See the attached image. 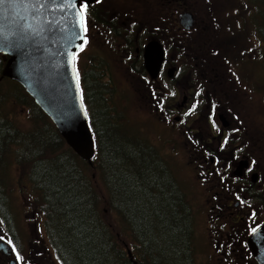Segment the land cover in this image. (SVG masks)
<instances>
[{
	"label": "rangeland",
	"instance_id": "obj_1",
	"mask_svg": "<svg viewBox=\"0 0 264 264\" xmlns=\"http://www.w3.org/2000/svg\"><path fill=\"white\" fill-rule=\"evenodd\" d=\"M149 1L152 3L153 9L144 8L138 3L137 6L140 9H136V0H99V2L97 0L94 2V5L87 9V16L92 12V8L97 7L100 20L91 18V21H89L88 18V32L84 33L87 43L80 49L78 55L76 54V69L79 72V78L83 76L85 70L90 72L92 68L97 72L99 88L102 87L103 90V85L106 86V90L103 91V105L110 115H113L115 125L122 128L127 137L140 138L152 144L160 158L166 161L176 179L179 180L178 182L186 195L185 199L191 203L193 208L194 221L192 226L194 227V236L191 244V252L193 253L191 263L221 264L218 250L221 248V243L218 242L220 238L218 234L212 237L213 232L210 231V227L214 221L208 212V207L211 204L207 202V194L204 193L205 187L209 186L210 183H205L202 180L204 171L201 165L198 164L199 160L195 159L196 153L193 150L186 151L185 148L193 147L196 152L197 142L195 139L187 137V131L186 129L184 131L181 123L174 121V116L179 115L178 112L173 113L171 116L168 115L169 120L167 123L163 120L164 115L167 114H160L154 107L149 108L145 104L147 101L144 97L148 95L141 83V74H138L137 71L126 73L124 64L120 61L119 42L122 40L121 36L125 35L126 26L131 28L133 25H138L140 27L137 46L141 47L149 36L155 34L154 31L157 32L154 23L156 18L163 19L164 16H167L174 17L178 21L177 15L180 10L177 9V4L173 3L172 0H162V4L158 7L154 5L157 0ZM179 2L187 6L195 18L204 22L202 24L205 27V32L216 43V50L219 55L217 60L223 67L227 68V76L236 81L239 89L238 100L240 101V104L236 106V110L241 112L237 120L242 130L236 133L239 137L235 141H241L244 132H246L247 137L251 136V139H247V151L251 147L254 162L264 169V0H179ZM122 6L135 8L136 14L145 16L144 19L140 17L145 22L139 24L129 17H120L121 15L117 10ZM124 15L126 13L123 12L122 16ZM114 19L118 21L116 27H107V22ZM262 52L263 55H260ZM2 67L3 64H0V80L3 79L1 78ZM12 84L8 79L3 80L0 82V88L3 92H12L15 81ZM24 95L29 97L25 91ZM14 98L10 93L8 94L5 111L8 117L13 119L18 130L26 133L33 127L31 121L33 116L29 115L31 112V97L25 98V101H19L22 98L21 95ZM83 102L89 119L90 110L92 114L96 111L95 105L90 106L89 99L86 101L83 99ZM225 119L228 120L226 116ZM200 125V123L193 121L188 127H192L194 130L202 129L206 132V126L204 124ZM233 145L229 144L230 147ZM111 146L115 147V145ZM123 156L124 153L122 152L115 153L114 164H112L120 171L128 170L132 174L130 180H132L131 188H133V191L129 188L123 192H126L131 199H136L135 203L131 201L130 204L138 206V208L142 207L147 214L149 213L148 219H152V222L155 223L148 205H145L146 202L143 200L140 202L137 199L138 193L135 192L141 186L150 194H154L155 199H157L156 203L164 205L166 202L162 200L163 197L158 195L165 196L168 193L166 186L164 184L165 187L163 186L161 189L162 193L156 195L151 189L148 191V184L141 181L134 182L135 171H142L138 163L140 158L136 157L133 169H126V163H120V158H123ZM236 162V160L230 162L231 170L236 166ZM26 172L25 162L22 161L17 166L5 167L1 172V180L5 182L6 178L15 176L21 184H28ZM125 174H128V172ZM154 174L155 172L149 173L150 177L157 178V174ZM86 175L91 179L94 178V173H88L87 170ZM250 178L251 180H248L250 183L243 181V185H246L248 192L251 191L252 186L249 187L250 184H257L252 181V177ZM259 184L261 185L259 191H261L262 196L252 198L250 202L254 208L255 215L253 219L247 224L245 222L238 224L237 227L241 229H234V232H241L246 225L251 229L253 225L264 221V183L259 181ZM94 185L97 191L98 188L101 189L98 180L94 181ZM257 186L258 184L254 189L258 190ZM10 191H12L10 194L12 207L5 218L0 217V236L3 237L0 242L5 241L7 237L9 239L13 238L14 244L19 249L17 254L22 257L21 260L31 258L44 264H61L57 257V251L53 249L46 235L44 216L41 206L37 203V200L39 201L38 197L27 187L15 191L11 188ZM100 197L99 211L101 217L108 224L109 230L112 231L116 243L119 245L118 249L124 248L125 251L128 249L133 261L144 264L145 261L140 253V248L136 247L138 250H134L127 229L106 206V192L105 194L100 192ZM134 217L141 221L137 213ZM174 224L176 227L179 225L177 222H174ZM153 233V238L158 240L156 229H153ZM67 235L69 241L71 236L69 233ZM214 238L217 240H214ZM108 262H110V259ZM78 264L81 263L78 262ZM105 264L107 263L105 262Z\"/></svg>",
	"mask_w": 264,
	"mask_h": 264
},
{
	"label": "trees",
	"instance_id": "obj_2",
	"mask_svg": "<svg viewBox=\"0 0 264 264\" xmlns=\"http://www.w3.org/2000/svg\"><path fill=\"white\" fill-rule=\"evenodd\" d=\"M172 1L177 4L176 7L180 11L188 8L179 0ZM137 3L144 8L153 9L149 0H136V9H140ZM160 4L162 0L154 3L156 7ZM126 7L128 6H122L117 10L120 17H129L139 24L145 22L141 20L145 16L136 14L135 8L126 9ZM98 11L97 7L92 8V12L87 16L89 21L91 18L100 20ZM123 12L126 15L122 16ZM117 22L116 19L109 20L107 27L115 28ZM125 28V39L134 47L135 37L140 35V27L133 25L131 28L130 26ZM3 63L0 55V64ZM3 80L7 79L3 78L0 82ZM80 80L84 101L89 99L90 106L94 104L96 109L93 114L90 110L89 118L96 148L91 164L82 160L67 146L49 118L30 96L24 95V90L18 83L15 82L12 92H3L0 88V169L17 166L24 161L28 182L21 184L15 176L6 178V181L2 182V170H0V217L5 218L11 210V188L15 191L27 187L39 199L37 203L41 206L44 216L46 235L53 249L57 251L61 264H78V262L132 264L127 257V251L124 248L118 249L119 245L112 231L101 217L100 192L104 194L106 192V206L127 229L134 250H138L136 247L140 248L144 264H192L193 208L185 199L186 195L179 180L176 179L172 169L162 161L152 144L146 145L140 138L127 137L124 130L115 125L113 115H110L103 105V91L106 90V86L103 85V90L102 87L99 88L97 72L92 68L90 72L85 70ZM10 82L14 84V81L10 80ZM9 93L13 98L21 95L19 101H25V98H30L32 101L29 115L33 116L31 120L33 127L26 133L18 130L13 119L8 117L5 111ZM118 151L124 153L120 163H126V169H133L136 157L140 158L138 163L142 171H135L134 182L141 181L148 184V191L151 189L156 195L161 192L165 184L168 193L165 196L158 195L163 197L162 200L166 202L164 205L156 203L154 194H150L141 186L135 192L138 193L137 199L140 202L143 200L146 202L145 205H148L155 223L152 219H148L149 213L147 214L142 207L138 208L130 204L131 201L135 203L136 199H131L126 192H123L131 188L132 174L128 170H126L128 174H125L126 171H120L112 165L115 153H119ZM86 170L88 173H94L93 179L86 175ZM152 170L161 180L150 177L149 173H154ZM96 180L101 185L98 191L94 188ZM256 185L250 184L251 198L246 200L252 211L254 208L250 203L251 199L262 196L254 189ZM131 189L133 191V188ZM136 213L141 221L134 217ZM173 221L179 223L178 227ZM259 224L253 225L251 230ZM153 229L157 231L158 240L153 238ZM68 233L71 236L69 241Z\"/></svg>",
	"mask_w": 264,
	"mask_h": 264
},
{
	"label": "flooded vegetation",
	"instance_id": "obj_3",
	"mask_svg": "<svg viewBox=\"0 0 264 264\" xmlns=\"http://www.w3.org/2000/svg\"><path fill=\"white\" fill-rule=\"evenodd\" d=\"M154 23L157 32L154 31L155 34L149 36L141 47L137 46L139 36L135 37L133 47L123 35L119 42L120 61L126 73L137 71L141 74V83L148 95L144 97L147 101L145 104L149 108L154 107L160 114H167L163 117L167 123L169 116L178 112L174 121L181 123L184 131H187V137L197 142L196 152L193 147L185 148L196 153L195 159L199 160L198 164L204 171L202 180L210 183L204 193L211 204L208 212L214 221L210 227L212 237L218 234L220 238L219 262L256 264L247 245L251 229L246 225L241 232L233 231L241 229L237 227L238 224H247L254 217V212L246 202L251 198V191L248 192L243 181L247 183L255 174L254 183L258 184V191L261 187L259 181L264 183V169L254 162L251 147L247 151V139H251V136L247 137L244 132L241 141H235L239 137L236 133L242 130L237 120L241 114L236 110L240 104L237 83L227 76V68L217 60L216 43L205 32L202 20L196 18V26L191 30L181 27L174 17H158ZM153 40L158 41L163 49V61L155 78L150 76L143 57L145 45ZM193 121L200 123V126L204 124L206 132L189 128ZM229 144L234 145L230 147ZM235 160L236 163L247 161V167L240 176L234 174L236 166L230 169V162ZM162 161L166 164L164 159ZM5 240L9 242L12 254L6 256L0 251V264H44L31 258L18 259L10 240ZM16 251L19 252L17 245Z\"/></svg>",
	"mask_w": 264,
	"mask_h": 264
},
{
	"label": "water",
	"instance_id": "obj_4",
	"mask_svg": "<svg viewBox=\"0 0 264 264\" xmlns=\"http://www.w3.org/2000/svg\"><path fill=\"white\" fill-rule=\"evenodd\" d=\"M82 2L76 0L71 6V0H63L40 7L45 0H0V55L5 58L1 77L17 82L67 146L90 164L95 155L94 142L73 60L84 37L76 26ZM177 18L185 30L196 26V18L188 9L180 11ZM143 57L150 76L155 78L163 61L161 44L148 42ZM245 167L246 160L238 161L234 174L240 176ZM255 179L253 174L252 181ZM247 245L256 263L264 264V222L248 236ZM0 251L11 254L4 241L0 242ZM128 254L131 257L129 250Z\"/></svg>",
	"mask_w": 264,
	"mask_h": 264
},
{
	"label": "snow or ice",
	"instance_id": "obj_5",
	"mask_svg": "<svg viewBox=\"0 0 264 264\" xmlns=\"http://www.w3.org/2000/svg\"><path fill=\"white\" fill-rule=\"evenodd\" d=\"M62 2L63 0H45V3L40 4V7H45L46 4L62 3ZM75 4H76V0H71V6H75ZM88 7L89 5L87 3V0H83V2L80 3L79 5V11L77 13V16L79 17V19L76 22V26L79 28L80 31L84 32L85 34L88 32V17H87ZM82 39H84V43L86 44L87 43L86 36L83 37ZM80 47L82 48L83 45H81ZM75 59H76V54H73V60ZM76 80H77V83H79V72L78 71L76 72ZM83 99H84V96H83V93H81V101H83ZM193 107H195V105ZM0 240H3L2 236H0ZM17 258L22 259V257L19 256V254H17Z\"/></svg>",
	"mask_w": 264,
	"mask_h": 264
}]
</instances>
